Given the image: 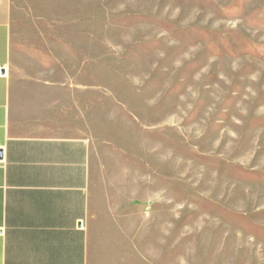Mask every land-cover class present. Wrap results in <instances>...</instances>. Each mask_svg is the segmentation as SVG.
I'll use <instances>...</instances> for the list:
<instances>
[{
  "label": "rangeland",
  "instance_id": "1",
  "mask_svg": "<svg viewBox=\"0 0 264 264\" xmlns=\"http://www.w3.org/2000/svg\"><path fill=\"white\" fill-rule=\"evenodd\" d=\"M16 3V25L101 41L104 122L130 129L118 140L152 155L158 140L166 164L176 129L168 264H264V0Z\"/></svg>",
  "mask_w": 264,
  "mask_h": 264
},
{
  "label": "crops",
  "instance_id": "2",
  "mask_svg": "<svg viewBox=\"0 0 264 264\" xmlns=\"http://www.w3.org/2000/svg\"><path fill=\"white\" fill-rule=\"evenodd\" d=\"M22 11L0 0V264H168L176 129L166 164L158 140L153 155L118 140L130 129L104 122L101 41L16 25Z\"/></svg>",
  "mask_w": 264,
  "mask_h": 264
}]
</instances>
